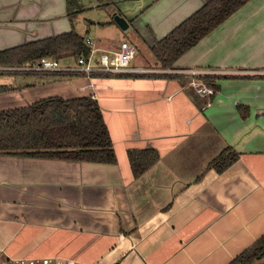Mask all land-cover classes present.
Listing matches in <instances>:
<instances>
[{"label": "crops", "instance_id": "crops-1", "mask_svg": "<svg viewBox=\"0 0 264 264\" xmlns=\"http://www.w3.org/2000/svg\"><path fill=\"white\" fill-rule=\"evenodd\" d=\"M80 1L0 0V51L80 29L99 50L128 43L88 31L105 26L150 52L210 0H93L105 7L101 20L86 18ZM131 67L161 69L153 56ZM188 68L229 73L211 78L219 89L210 107L173 74H36L1 87L10 89L0 111L93 98L116 164L0 156V264H229L264 235V0H250L167 70ZM227 147L238 161L208 169ZM129 150L159 160L134 179Z\"/></svg>", "mask_w": 264, "mask_h": 264}, {"label": "trees", "instance_id": "trees-1", "mask_svg": "<svg viewBox=\"0 0 264 264\" xmlns=\"http://www.w3.org/2000/svg\"><path fill=\"white\" fill-rule=\"evenodd\" d=\"M249 1L210 0L205 3L165 37L153 42L150 52L156 65L161 69L172 67ZM84 38L71 30L5 49L0 51V65H19L41 58L75 61L89 53ZM204 81L215 91L219 89L210 77ZM9 89L0 88V92ZM0 156L116 164L101 110L91 97L69 100L49 97L30 106L0 111ZM238 159L239 154L227 147L210 162L208 169L221 174ZM127 160L133 178L137 179L158 162L159 156L154 150H129ZM263 257L264 235L229 264H254Z\"/></svg>", "mask_w": 264, "mask_h": 264}, {"label": "built area", "instance_id": "built-area-1", "mask_svg": "<svg viewBox=\"0 0 264 264\" xmlns=\"http://www.w3.org/2000/svg\"><path fill=\"white\" fill-rule=\"evenodd\" d=\"M84 45L89 48L87 56H79L73 65H60L59 61L52 58H41L37 61L26 62L19 65H0V75H36L57 74L92 78L96 75L126 76V75H182L188 78L189 87L200 98L205 99L202 107L208 108L215 95V90L204 79L214 76L229 75L228 72L210 69H142L132 68L131 63L135 58V48L126 42H122L115 50L103 51L96 49L93 40L84 38ZM0 82V88L2 87ZM15 264H37L35 259L16 260ZM40 264H71L68 260L42 259Z\"/></svg>", "mask_w": 264, "mask_h": 264}, {"label": "rangeland", "instance_id": "rangeland-1", "mask_svg": "<svg viewBox=\"0 0 264 264\" xmlns=\"http://www.w3.org/2000/svg\"><path fill=\"white\" fill-rule=\"evenodd\" d=\"M93 0H81V5L82 7H88L90 8V10L88 11H85L84 13V16L86 18H89V19H99L101 20L103 18V15H99L100 12L99 10L100 9H104L102 6H99V7H95L96 4H93L91 3ZM100 4L103 3L102 2H99ZM94 5V6H92ZM92 10V11H91ZM93 10H97V11H93ZM115 28V27H114ZM80 29V28H79ZM120 30V29H119ZM81 31V32H80ZM88 31L92 34L95 33L96 35V39H102V41H110V39L114 40L115 43H120L121 41L125 40L127 41L128 43L134 45V48H135V60L136 61H144L145 59H147L149 56L150 58H152V54L151 52H149L148 50L145 51L141 45H136L134 44V40L132 38H120V33H117L118 35L115 34V37H114V34L112 33L114 31V29H107V27H98L96 29V27H92V28H89ZM78 32V31H76ZM115 32V31H114ZM85 30H79V32L77 33L78 35L80 36H83L85 34ZM125 34V33H124ZM128 34V33H126ZM67 63H70L71 65L74 64L73 60L69 59V61H66V60H60L59 61V64L62 66V65H65ZM30 76L32 75H0V82L2 83V85H5V83H11V84H16V83H20L22 80H25V79H29Z\"/></svg>", "mask_w": 264, "mask_h": 264}, {"label": "water", "instance_id": "water-1", "mask_svg": "<svg viewBox=\"0 0 264 264\" xmlns=\"http://www.w3.org/2000/svg\"><path fill=\"white\" fill-rule=\"evenodd\" d=\"M114 21L122 30H125L127 28V23L123 18L115 16Z\"/></svg>", "mask_w": 264, "mask_h": 264}]
</instances>
